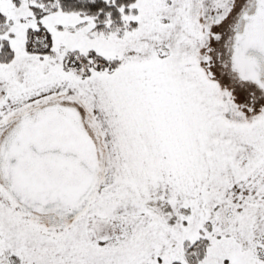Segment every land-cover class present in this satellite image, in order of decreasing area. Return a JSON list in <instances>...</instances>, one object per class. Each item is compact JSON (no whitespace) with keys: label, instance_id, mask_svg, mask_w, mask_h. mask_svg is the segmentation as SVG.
<instances>
[{"label":"snow or ice","instance_id":"obj_1","mask_svg":"<svg viewBox=\"0 0 264 264\" xmlns=\"http://www.w3.org/2000/svg\"><path fill=\"white\" fill-rule=\"evenodd\" d=\"M0 264H264V0H0Z\"/></svg>","mask_w":264,"mask_h":264}]
</instances>
